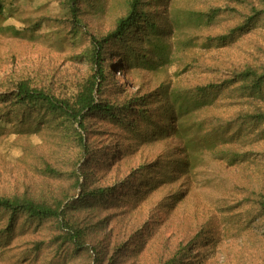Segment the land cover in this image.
<instances>
[{
	"label": "trees",
	"instance_id": "obj_1",
	"mask_svg": "<svg viewBox=\"0 0 264 264\" xmlns=\"http://www.w3.org/2000/svg\"><path fill=\"white\" fill-rule=\"evenodd\" d=\"M61 1L63 14L71 20L69 37L76 41L86 38L77 20L79 3L84 0ZM159 1L161 6L165 4V0ZM227 1L232 4L207 8H197L195 5L181 9L174 7L168 18L163 16L161 19L152 16L147 10L149 0H128L126 13L116 19L110 31L102 36L88 35L91 48L84 55L90 68L87 75L74 87L71 86L72 89L53 90L49 85H36L22 76L10 80L6 88L11 90L0 92V105L3 108L0 116L2 113H11L27 132L45 131L48 139L56 144L50 158L36 154L34 168L51 180L54 179L58 189L48 190V194L24 192L0 195V216H6L0 228V245L8 248L7 243L17 237L16 233L30 225L38 227L40 222L48 220L59 231L48 242H31L32 246L25 254L32 255L34 259L45 249L56 253L52 254L49 264H116L115 261L122 258L121 253L125 251L122 245L106 249L102 238L97 244L87 242L89 235L97 233L98 229L82 225L81 220L73 214L75 209L102 206L111 197H116L121 189L124 191L123 197L133 196L132 200L136 203L144 195L157 191L164 181L162 178L150 181L154 167L150 169L146 166L148 170L141 175L143 169L140 166L105 186L96 183L89 188L80 183L78 175L84 177L85 166L93 164L98 168L101 164L103 147L98 148L96 159H88V156L92 157L91 148L81 130L85 132L89 119H113V123L121 126L127 138L134 135L136 143L142 144L144 140L158 142L172 136L178 139L176 158L171 161H175L185 185L179 188L182 185L179 183L178 189L170 194L168 206L173 210L193 193L192 177L206 159L220 169L234 168L243 162L257 163L255 159L258 158L253 156H261L264 160V150L251 152L248 148L264 125V62L227 67L225 70L206 67L202 72L207 70L206 73L214 72V75L188 82L187 86L182 87L183 90L164 85L158 92L154 90L143 96L131 95L122 99L109 97L104 90L108 81L115 85L116 71L120 73L124 69L140 67L150 70L161 67L165 70L177 61H181L185 68V52L198 45L197 33L220 22L221 17L237 12L233 3L236 6L248 5L242 21L223 31L206 34L200 42L201 47L224 45L236 36L250 32L257 21H264V0H258L257 4L250 0ZM5 6L4 1L0 0V15L5 12ZM171 33L175 35L173 41L165 40ZM113 56L117 57L118 62H111L106 70L105 63ZM190 66L195 67L193 63ZM149 98L157 102L152 111L146 108ZM223 105L226 108L223 109ZM255 130L259 132L255 133ZM69 144L79 147L77 160H73L70 153L66 152ZM78 159L83 160L81 168L76 167ZM114 164V160L109 158L105 167L111 172ZM66 181H73L71 191L66 188ZM59 182L63 186L60 187ZM233 185L231 200L223 201L222 204L224 211L230 214L232 224L227 233L238 230L246 235L257 236L251 227H264V174L260 179L233 182ZM75 187L79 190L77 199L73 200L70 195ZM241 206L245 209L240 213L234 212ZM202 233L201 230L196 231L188 242L195 241ZM220 242L221 239L207 234L202 240V244L213 248ZM101 245L103 248L100 249ZM247 251L256 257V262L251 264H264V251L257 247H250ZM188 252L186 244L183 246L180 240L179 244L164 254L159 264H188L189 260H185ZM80 253L83 257L74 259ZM18 257H21L19 261L25 259L22 252ZM241 264L249 263L247 259H242Z\"/></svg>",
	"mask_w": 264,
	"mask_h": 264
},
{
	"label": "rangeland",
	"instance_id": "obj_2",
	"mask_svg": "<svg viewBox=\"0 0 264 264\" xmlns=\"http://www.w3.org/2000/svg\"><path fill=\"white\" fill-rule=\"evenodd\" d=\"M3 1L6 6L5 12L0 15V92L11 90L6 87L15 76L27 77L36 85H49L53 90L72 89L76 82L87 75L90 68L84 55L91 48L89 36H102L110 31L116 19L126 13L128 3V0L80 1L77 20L80 21L86 38L76 41L69 37L71 20L63 14L61 0ZM250 1L254 4L258 2ZM158 2L160 1L149 0L146 8L152 16L161 19L163 16L167 17L174 7L181 9L195 5L197 8H207L230 3L227 0H165V4L161 6ZM233 5L237 12L221 17L220 22L197 33L198 45L184 55L186 69L181 61H177L165 70L161 67L158 70L140 67L124 69L125 71L120 73L116 71L115 85L108 81L104 88L107 96L116 99L131 95L143 96L154 90L158 92L164 85L171 88L180 87L183 90L188 82L200 81L205 76L214 75V72L206 73V69L203 73L202 70L206 67L225 70L227 67L263 63V20L257 21L250 32L238 35L224 45L201 47L200 42L206 34L223 31L226 27L242 21L243 14L248 11V5ZM174 37V33H171L165 40L171 42ZM111 62L117 64V57L113 56L106 61V70ZM191 63L195 67L190 66ZM156 104L154 98H149L146 108L152 111ZM224 107L225 105L222 108ZM2 110L0 105V113ZM112 120L89 119L85 132L81 130L91 148L92 157L88 156V159H96L98 148L103 149L100 166H85L84 177L78 175L79 182L89 188L96 183L105 186L112 180L118 181L125 177L133 168L141 166L142 175L148 170L145 169L147 166L150 169L154 167L150 181L153 178H162L164 184L154 193L144 195L136 203L132 200L133 196L123 197L124 191L121 189L116 197H111L102 206L95 205L85 210L75 209L73 214L81 220L82 225L98 229L97 233L89 235L87 242L91 245L97 244L102 238L106 249L122 245L121 248L125 251L121 253L122 258L115 261L116 264H159L164 259V254L179 244L180 240L183 246L186 244L189 251L185 259L189 260L188 264H241L242 259H247L249 264L256 262L255 254L247 250L257 247L258 250L264 251V227H251L253 233L258 234L254 237L241 230L228 234L227 229L232 224L230 214L224 211L222 204L223 201L231 200L233 182L242 183L261 178L264 174V160L261 156H253L258 158L255 159L257 163L243 162L237 167L223 169L216 168L212 161L206 159L192 177L193 193L173 210L168 206L170 194L178 189L179 183H182L179 188L185 185L175 161H171L176 158L178 139L172 136L158 142L144 140L142 144L136 143L134 135L127 138L121 126L114 124ZM261 130H255L259 135L249 143L251 152L264 150V125ZM54 146L56 144L48 139L45 131L29 133L13 114L2 113L0 195L10 196L24 192L37 195L48 194L51 189L57 190L58 184L54 179L51 180L34 168L37 163L36 154L50 158L55 152ZM66 152L70 153L73 160H77L79 147L69 144ZM109 158L115 162L111 172L105 167ZM82 161L78 159L76 167H83ZM59 183L60 187L63 186L62 182ZM64 184L71 191L73 181H66ZM78 190L79 188L75 187L70 195L73 200L77 199ZM243 209L245 207L241 206L234 212L240 213ZM5 221L6 216H0V228ZM198 230L203 231L201 236L193 242L190 241L191 243L188 242ZM58 231L56 225L48 220L40 222L38 227L30 225L22 232L16 233V238L9 240L8 248L0 245V264H49L50 258L56 254L54 251L51 253L45 249L36 259L25 254V251L32 246L31 242H48ZM204 234L221 239V242L216 248L202 244ZM20 252L25 255L23 261H19ZM80 257H83L82 253L74 259L78 260Z\"/></svg>",
	"mask_w": 264,
	"mask_h": 264
}]
</instances>
